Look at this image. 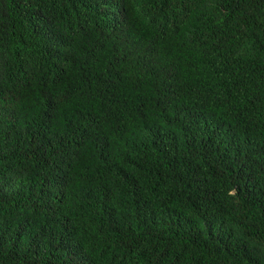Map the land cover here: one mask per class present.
I'll list each match as a JSON object with an SVG mask.
<instances>
[{
	"label": "trees",
	"instance_id": "trees-1",
	"mask_svg": "<svg viewBox=\"0 0 264 264\" xmlns=\"http://www.w3.org/2000/svg\"><path fill=\"white\" fill-rule=\"evenodd\" d=\"M0 264H264V0H0Z\"/></svg>",
	"mask_w": 264,
	"mask_h": 264
}]
</instances>
